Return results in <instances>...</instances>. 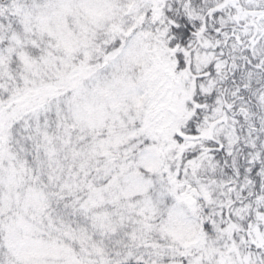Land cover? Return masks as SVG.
Listing matches in <instances>:
<instances>
[{"label": "snow or ice", "instance_id": "snow-or-ice-1", "mask_svg": "<svg viewBox=\"0 0 264 264\" xmlns=\"http://www.w3.org/2000/svg\"><path fill=\"white\" fill-rule=\"evenodd\" d=\"M0 264H264V0H0Z\"/></svg>", "mask_w": 264, "mask_h": 264}]
</instances>
